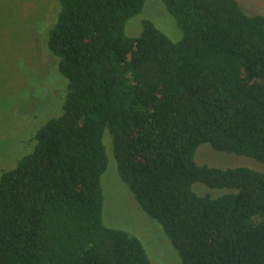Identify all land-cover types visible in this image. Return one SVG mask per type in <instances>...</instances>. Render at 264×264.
<instances>
[{"label": "trees", "instance_id": "16d2710c", "mask_svg": "<svg viewBox=\"0 0 264 264\" xmlns=\"http://www.w3.org/2000/svg\"><path fill=\"white\" fill-rule=\"evenodd\" d=\"M146 1L59 0L46 43L68 95L1 175L0 264H152L103 222L106 130L119 177L182 264H264V173L195 161L208 144L264 165V16L237 0H162L183 39L149 21L130 38ZM196 183L233 192L202 197Z\"/></svg>", "mask_w": 264, "mask_h": 264}, {"label": "rangeland", "instance_id": "374dc122", "mask_svg": "<svg viewBox=\"0 0 264 264\" xmlns=\"http://www.w3.org/2000/svg\"><path fill=\"white\" fill-rule=\"evenodd\" d=\"M237 1L247 15L264 16V0ZM59 13V0H0V178L34 150L38 130L63 114L69 82L59 72L60 59L46 43V33L57 23ZM146 21L173 42L183 39L162 0H147L142 13L128 22L126 35L138 37ZM103 141L109 157L108 169L101 178L104 224L138 238L152 264H182L159 222L143 211L119 177L108 130ZM195 161L200 166L264 173V165L258 161L215 151L208 144L198 148ZM193 191L214 199L233 192L202 183L194 184Z\"/></svg>", "mask_w": 264, "mask_h": 264}]
</instances>
